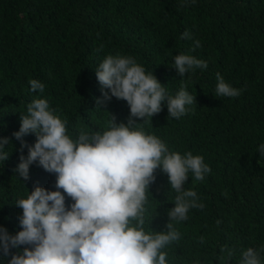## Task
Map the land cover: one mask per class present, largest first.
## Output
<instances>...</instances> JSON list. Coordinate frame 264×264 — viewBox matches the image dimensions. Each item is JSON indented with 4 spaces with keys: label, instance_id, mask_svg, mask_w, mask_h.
Returning a JSON list of instances; mask_svg holds the SVG:
<instances>
[{
    "label": "trees",
    "instance_id": "trees-1",
    "mask_svg": "<svg viewBox=\"0 0 264 264\" xmlns=\"http://www.w3.org/2000/svg\"><path fill=\"white\" fill-rule=\"evenodd\" d=\"M181 5L182 0H0V137L11 140L9 159L0 164V226L15 234L22 214L15 202L36 185L55 190V175L35 164L27 181L14 171L20 142L12 134L19 130L20 113L32 100L47 99L73 139L78 129L106 130L110 113L126 122L124 101L113 98L107 111L96 108L101 92L95 69L119 53L153 71L171 95L182 84L196 95L197 104L179 120L167 118L164 104L143 125L170 151L201 155L212 170L204 181L189 173L184 188L196 191L205 207L191 209L187 221H172L181 239L164 249L167 264H240L243 250L264 246V158L257 152L264 144V0ZM186 30L191 39L180 38ZM196 40L201 47L193 51ZM181 53L207 61L208 68L181 78L172 68ZM218 72L243 89L239 97L215 96ZM32 79L45 84L44 93L30 91ZM24 139L35 142L34 135ZM155 175L146 232L166 231L177 195L166 174L157 169ZM222 246L233 251L231 258L220 252ZM8 259L0 253V264ZM261 259L264 264V252Z\"/></svg>",
    "mask_w": 264,
    "mask_h": 264
},
{
    "label": "clouds",
    "instance_id": "clouds-1",
    "mask_svg": "<svg viewBox=\"0 0 264 264\" xmlns=\"http://www.w3.org/2000/svg\"><path fill=\"white\" fill-rule=\"evenodd\" d=\"M195 3L182 0L181 6ZM180 38L192 37L186 30ZM199 47L200 41H194L193 51ZM172 68L184 78L196 69L206 70L208 63L181 53L174 57ZM95 75L101 92L96 108L106 110L113 98L124 101L129 107L126 122L118 123L109 112L106 130L78 129L73 139L67 121L55 114L57 109L47 99L32 100L26 113H20L19 130L12 134L20 142L14 171L27 181L30 166L35 164L56 179L55 190L36 185L27 198L15 202L22 210L18 232L0 226V253L10 257L7 264H167L164 249L181 239L172 221H187L191 209L205 207L196 191L184 188L189 173L196 181H204L211 173L204 157L191 151L183 155L170 151L162 139L147 134L143 127L152 123L164 104L167 118L179 120L197 104L196 95L184 84L171 95L153 71L146 72L130 55H107ZM216 81V97L235 98L243 91L227 83L219 72ZM29 85L31 92L41 94L46 87L37 79ZM28 135L35 136L34 144L24 139ZM10 143V138L0 137V164L9 159L5 149ZM257 152L264 158V144ZM157 169L167 175L177 195L175 206L167 212L166 231L146 232L147 194ZM199 242L204 243L203 236ZM225 251L229 258L234 254L222 246L220 252ZM262 252L264 246L243 250L240 264H262Z\"/></svg>",
    "mask_w": 264,
    "mask_h": 264
}]
</instances>
